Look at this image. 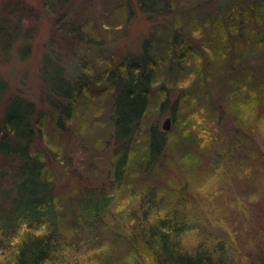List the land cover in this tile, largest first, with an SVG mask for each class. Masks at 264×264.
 <instances>
[{
    "label": "rangeland",
    "instance_id": "374dc122",
    "mask_svg": "<svg viewBox=\"0 0 264 264\" xmlns=\"http://www.w3.org/2000/svg\"><path fill=\"white\" fill-rule=\"evenodd\" d=\"M125 1L135 9L134 0H63L55 3L50 0H0V77L8 85L5 102L20 95L34 103L42 113L43 131L35 140L34 154L44 157L46 176L54 184L60 201L58 208L63 233L71 237L74 232L68 207L77 209V199L86 187H106L109 195L120 203L116 213L108 219L106 229L98 234L96 242L101 247L88 251L86 241L89 236L80 237V246L76 247L79 252H74L77 253L76 261L95 264V257L102 255V260L107 262L101 261V264H152L150 253L136 241L133 245L132 233L137 222L133 217L137 215L129 213H134L137 205L128 203V197L134 188L142 194L155 188L162 202L173 203L179 215L192 224L193 231L185 238L186 250L196 252L201 239L210 250L220 241L225 247L228 245L227 253L233 260L241 258L240 263L251 264L257 259L256 230L264 223V150L259 151L258 145L246 148L256 159L254 162L255 159L249 157L244 163L252 168L250 177L245 178V174H249L245 172L241 179L233 180L226 177V173L214 176L212 172L211 181L202 179L204 173L217 163V167L223 169L224 161L217 160L222 158L219 154L223 148L232 149L234 126L238 120L231 109H240L235 108L240 101L235 100L234 94L240 96L243 91L223 101L226 117L219 119L217 114L210 118L212 104L209 100L218 101L220 93L207 77L204 81L201 76L204 73L198 76L189 69L195 61L187 62L184 69L173 72L176 78L160 73L149 89L148 108L140 121L141 126L135 130L131 144L124 148L128 150V156L123 176L119 180L115 177L122 149L109 121L117 95L109 76L112 71L118 74L116 66L125 58L137 55L143 42L151 38L154 41L156 33H161L156 25L160 23L158 20L137 10L126 22ZM179 4L182 11L189 5L184 1ZM79 24L81 31L77 30L76 34L66 28ZM186 32L190 34V30ZM193 33L192 42L203 52L204 37L198 32ZM233 40H237V35ZM84 61L86 68L81 67ZM59 69L63 76L74 81L81 70L89 72L87 77L90 78L87 88L82 89L84 93L75 102L73 116L67 121L50 106L51 97L55 99L44 82L45 75L59 77ZM205 83L209 92L205 90ZM262 99L257 106L264 102ZM174 112L176 119H173ZM58 119L63 128L57 126ZM167 119H170L169 136L164 156L154 168L151 165L144 168L142 152L147 149L149 130L156 128L162 132ZM181 196L194 197V202L189 204L191 197L184 203L177 202ZM159 211H162L158 210L161 215ZM116 225L118 228L114 229ZM219 256L216 255L213 264L219 263Z\"/></svg>",
    "mask_w": 264,
    "mask_h": 264
},
{
    "label": "trees",
    "instance_id": "16d2710c",
    "mask_svg": "<svg viewBox=\"0 0 264 264\" xmlns=\"http://www.w3.org/2000/svg\"><path fill=\"white\" fill-rule=\"evenodd\" d=\"M134 1L135 9L129 1H125L126 22L137 10L154 21L158 20L160 23L156 27L161 33H156L154 41L151 38L143 42L138 54L125 58L116 66L118 74L112 71L109 76L112 87L117 89L114 113L109 121L115 128L114 136L122 149L115 177L119 180L123 176L128 156V150L124 148L131 144L135 130L141 126L152 84L162 72L176 78L173 72L184 69L187 62L193 61L189 69H193L198 76L204 73L201 75L204 81L207 77L220 93L218 101L209 100L212 104L210 118L217 114L219 119L226 117L223 101L243 91L240 96L234 94L235 100L240 101L235 108L240 109H231L238 120L234 126L232 149L223 148L219 154L222 158L217 160L224 161L223 169L217 167V163L212 170L204 173L202 179L211 181L212 172L214 176L226 173V177L233 180L241 179L245 172L249 173L245 174V178L250 177L252 168L244 163L247 158L255 159V156L246 148L258 145L259 151L264 150V102L257 106L260 99L264 101V0ZM182 1L189 4L183 11L179 7ZM78 27L66 28L75 33L80 30V24ZM186 30H190V34ZM191 30L204 37L203 52L192 42L194 33ZM236 35L237 40L234 41ZM81 67L86 68L87 62L84 61ZM88 73L81 70L76 81L63 76L61 69L57 78L45 75V85L55 99L51 97L49 104L66 121L73 116L75 102L79 101L80 94L84 93L82 89L89 84ZM184 75L187 76V73ZM205 84L206 88H202L209 92L208 84ZM203 89L198 90L204 92ZM7 91L8 85L0 77V264H82L76 261L77 253L74 254L79 252L76 247L80 246V237L89 236L86 241L88 251L101 247L96 242L98 234L106 229L108 219L116 213L120 203L109 195L106 187H86L81 192V198L77 199V209L68 207L75 230L71 237L65 236L60 224V201L54 184L46 176L44 157L34 154L35 140L43 131L42 113L34 103L20 95H14L5 102ZM175 113L173 119H176ZM57 126L63 128L61 119H58ZM168 134L165 129L162 132L156 128L149 130L147 149L142 152L144 168L160 162L168 143ZM262 165L264 169V155ZM156 191L151 188L142 194L134 188L128 197V203L137 205L134 213H129L137 215L133 217V221H137L132 233L133 245L136 242L141 244L150 253L152 264H213L217 254H220L218 264H242L239 261L241 258L232 259L233 256L227 253L228 245L225 247V243L220 241L216 242L215 249L210 250L201 239L196 252L186 250L185 238L193 231L192 224L179 215L173 203L162 202ZM188 197L191 196H181L177 202L184 203ZM192 199L194 197L189 198V204L194 202ZM158 210L162 211H159L161 215H158ZM83 213H90L91 216ZM258 228L255 243L257 259L251 264H264V223ZM102 257H95V264L107 262Z\"/></svg>",
    "mask_w": 264,
    "mask_h": 264
},
{
    "label": "water",
    "instance_id": "95a60500",
    "mask_svg": "<svg viewBox=\"0 0 264 264\" xmlns=\"http://www.w3.org/2000/svg\"><path fill=\"white\" fill-rule=\"evenodd\" d=\"M169 123H170V119H167V120L165 121V123H164V126H163V128H164L165 130H168V129H169Z\"/></svg>",
    "mask_w": 264,
    "mask_h": 264
}]
</instances>
